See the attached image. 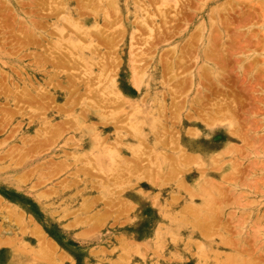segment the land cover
Instances as JSON below:
<instances>
[{"label": "rangeland", "instance_id": "1", "mask_svg": "<svg viewBox=\"0 0 264 264\" xmlns=\"http://www.w3.org/2000/svg\"><path fill=\"white\" fill-rule=\"evenodd\" d=\"M109 1L0 0V210L2 207L13 211L19 210V213L25 216L23 223L25 227L35 225L42 230L47 241V243H42L43 246H51V244L56 246L53 255L42 257L43 255L40 254L35 256L36 254L31 251L18 253L8 247V243L5 246L2 244L0 245V264H264V0H169L168 7L159 6V0L154 2L153 0L152 2L150 0ZM113 1H118V4L122 5V8L117 12L108 8L109 3ZM51 3L55 5L53 4L51 7ZM56 4L59 5L56 6ZM126 4L129 5V10H127ZM106 5L109 16L106 15ZM56 8L60 13L55 14ZM54 9H56L55 12H53ZM58 14L60 15L57 16ZM110 15L115 23H111L113 20ZM70 19L73 25L69 22ZM117 19H120L119 23L116 21ZM67 26L70 29H67ZM103 26L107 29H104ZM202 27L205 28L204 33L199 31V28L201 30ZM216 32H219L221 36ZM235 34L236 37H234ZM237 36L240 38L239 40ZM196 38L197 40H194ZM214 40L215 43H212ZM196 42L198 43L196 44ZM201 45L207 46H204L206 52L212 50L211 53H213L214 49L218 48L216 49L218 51L221 49L222 54L219 52L221 56L216 59L225 62H221L222 66L219 61L220 64H218L221 68H217L219 72L217 78L212 79L213 77H211L212 84L207 82L210 80L208 76L206 77L208 80L200 81L204 86L199 82L191 87L188 86L189 80L192 77L191 74H194L197 69ZM173 47L177 53L174 52ZM145 53L146 56L143 55ZM215 54L214 52L213 55ZM178 55L180 56L178 57ZM86 57L87 62L85 63L83 58ZM177 58L181 60L179 59V61ZM176 62H179V65ZM145 63H147L146 66ZM67 64H69L68 67ZM104 64L112 67L106 68V72V69L100 68ZM133 65L136 69L148 67L149 76L158 73L161 86L159 90L163 100L160 111L158 104L154 102V106H157L156 115L158 118L156 122L159 121L155 125L156 132H158L154 138L157 142L165 140L160 142L161 145L166 146V148L162 147L163 152L166 153L164 155L169 161H176L175 166L170 161L172 162L171 166L173 165L177 169H175L176 172L180 170V174L177 172L178 178L176 177L175 181L170 180V185L163 179L166 178L164 175L166 171H159L152 164L153 157H155L152 144L143 135L137 137L138 143H141V161L137 162L136 155L129 151L132 149L131 143H134V134L129 127V115L133 111L126 101L139 98L137 89L132 85L131 80ZM224 66L227 68L226 70ZM243 66L246 74L243 72ZM162 69L166 71L164 72ZM183 70L184 73H182ZM100 73H102L101 81L103 83L99 82ZM220 73L223 74V77H220L222 76ZM86 79L88 80L86 81ZM111 80L115 83V93L118 90L121 99L125 101L122 108L115 109L116 106H109L106 102V99H109L106 94L101 96L103 91L101 89L108 86L107 84ZM185 80L187 81L185 83H188L187 87L179 88ZM248 81H250L249 84ZM89 83L95 84L90 86ZM246 86L247 90L250 88L248 91L245 89ZM251 87L256 91H251ZM90 88L92 92L88 91ZM182 88L185 91L180 93ZM244 90L248 93L246 92V94ZM178 91L180 94H177ZM143 94V104L141 105H144L147 100L150 102V99L155 96L154 93L145 89ZM224 94H228L229 98L235 94L234 96L239 99L237 103L240 104L238 106L240 109L238 108L233 118L235 124L230 129L232 133L238 134L241 129V131H246L249 121L254 119L250 123L252 124L251 128L253 127L251 132L247 134V131L242 133L240 131L238 134V136L243 134L241 135L244 137L241 138L242 140L239 139L240 137H236L232 139L233 141H228L226 131L216 130L213 127L209 129L202 127L203 123L210 121L212 113L215 112L212 107L215 99ZM27 95L32 97H27ZM197 95L201 96L198 98ZM255 96L258 100H255ZM83 98H86L84 101L86 105L82 103ZM111 98L113 97L111 96ZM111 98L110 101L113 100ZM244 100L250 102L242 103L245 102ZM94 102L97 107H100L99 110L94 107ZM28 103L33 104V107L29 108ZM176 103H180L181 108L176 106L179 111L175 105H172ZM103 104H107L109 109ZM249 105L252 107L250 106V108ZM193 106L196 110L192 108ZM58 108L59 110H57ZM89 108L94 111L90 112ZM258 108L260 112L263 111L259 113ZM174 109H177L176 112L180 115L176 112V114L170 115L169 111L174 113ZM109 110L117 113L114 119L110 117ZM78 116L82 119V124L88 123L85 127L94 129L91 139L98 141L95 139L98 134L100 138H103L102 147L104 145L108 148L111 147L121 155L123 162L117 160V163L120 162L119 173L125 174L126 166L129 165L132 168L136 165L140 171L137 169L138 172L135 175L144 173L140 175L141 178L133 179L130 183L117 189L110 186L109 190L112 188L114 190H111L110 196H105L102 186H106L105 181L111 178L110 175H116L117 171L111 172L108 177L98 171L97 152L91 153L89 145L79 140L80 123L76 124ZM125 117L126 119H124ZM161 123L164 124L162 127ZM258 125L261 126L258 128ZM256 127L258 129H254ZM53 129L60 132V138H56L53 145L43 144L45 141L43 133ZM209 130L212 131L208 132ZM196 132L199 133L198 136ZM163 133L164 135H161ZM201 133H204L203 137L207 140L206 143H200L199 139L195 141ZM247 135L256 140V142L253 140L255 145L246 139ZM243 140L253 144L254 148L251 149L250 146L253 145L248 143L244 145L245 141L243 142ZM232 144L235 145V148L238 146L236 149L240 152L235 149L236 152L233 151L232 154L221 159L220 163L225 161L224 168H222L223 166L221 169L218 167L219 162L210 166V168L212 167L210 172H207L208 168L200 166L199 162L196 165L194 162L189 165L184 163L182 167L180 164L177 165L178 160L184 162L183 157L185 158L186 155H190L188 157L198 155L197 149L205 152L203 155H209L212 159L215 158L213 156H216L219 160L217 153ZM37 147L40 149L36 150ZM174 148L175 150H173ZM146 152L150 153L145 155ZM147 169L151 170L152 175H156V172L159 171L160 176L163 174V177L160 178L157 175L158 179L156 177L155 180L152 179L154 183H152L153 181L149 182L147 181L149 176H146V174L149 175ZM217 169L220 170L217 171ZM202 171L205 173L204 181L212 179L211 181L218 182V184L215 182V185L212 182L217 188L214 189L215 191L221 187L224 189H219L221 192H212L214 199L221 194L219 195L220 198L222 197L221 201L220 198L218 202V198L214 200L215 206L220 209L212 206L211 211L207 209L206 205L205 209L200 210V206L204 208V200L201 198L196 200L194 209L191 200L188 199L189 193L193 195L198 193L195 187L197 181L200 180ZM222 174L227 175L225 180L228 185L225 181H221ZM23 175L25 176L23 177ZM229 179L231 182L240 183V188L237 185H229ZM102 181H104L103 184ZM110 181L112 183V179ZM161 182L164 184L162 185ZM41 183L43 184L41 185ZM201 183L205 186L203 182ZM231 187L237 189L236 192L232 189L234 194L230 190ZM38 193L47 195L48 199L38 201L36 199ZM234 197L237 201L233 199ZM196 205H200L198 210H196ZM223 207L224 211L222 212L221 208ZM218 210L220 211L218 212ZM116 213L122 215L117 216ZM175 214L187 218L189 224H185V227L190 226L191 230L196 228L194 231L192 230L193 234H181L177 241L167 232L168 218ZM203 215L204 217H202ZM2 219L0 215V229H2V231L0 230V240L8 238L13 242L19 228ZM203 224L207 229H204ZM254 232L255 235H253ZM20 240L27 243L28 246L36 248V240L32 237L25 236ZM200 244L203 246H199ZM33 258L35 259L33 260Z\"/></svg>", "mask_w": 264, "mask_h": 264}, {"label": "bare ground", "instance_id": "2", "mask_svg": "<svg viewBox=\"0 0 264 264\" xmlns=\"http://www.w3.org/2000/svg\"><path fill=\"white\" fill-rule=\"evenodd\" d=\"M78 1V0H77ZM111 1V0H110ZM109 1V2H110ZM151 2H152V0H150ZM154 1H156V0H153V2ZM160 1V5L159 6H164V7H168V5H169V0H159ZM171 1V0H170ZM55 2V1H54ZM185 2V1H184ZM89 3V2H88ZM150 3V2H149ZM52 4V3H51ZM54 4V3H53ZM53 4L51 5V7L53 6ZM122 4V3H121ZM132 4V3H131ZM151 4V3H150ZM154 4H156V3H154ZM190 4V3H189ZM1 5V4H0ZM4 5V4H3ZM55 5V4H54ZM57 5H59V4H56V6ZM157 5V4H156ZM55 6V7H56ZM61 6V5H60ZM59 6V7H60ZM76 6H77V4H76ZM89 6V5H88ZM109 6V7H108ZM106 5V15H108L109 16V11H108V9H107V7L108 8H111L114 12H117L119 9H121L122 8V5H120V4H118V1L117 2H111V3H109V5ZM126 6H127V8L129 7V5H127L126 4ZM154 6V5H153ZM179 6V5H178ZM103 7H105V6H103ZM85 8V7H84ZM57 9V8H56ZM56 9H54V11L53 12H55V10ZM60 9V8H59ZM63 9V8H62ZM76 9V8H75ZM82 9H83V4H82ZM58 10V9H57ZM56 10V13L55 14H57L58 12H59V10L57 11ZM61 10V9H60ZM93 10V9H92ZM127 10H129V8L127 9ZM158 10H160L159 9V7H158ZM62 11V10H61ZM100 11V10H99ZM112 11V12H113ZM63 12H64V10H63ZM86 12V11H85ZM160 12H161V10H160ZM60 13V12H59ZM79 13H81V12H79ZM94 13V12H93ZM95 13H96V11H95ZM101 13V12H100ZM52 14V13H51ZM63 14V13H62ZM105 14V13H104ZM157 14V13H156ZM60 14H58L57 16H59ZM80 15V14H79ZM84 15V14H83ZM88 15V14H87ZM53 16H55V15H53ZM81 16V15H80ZM105 16V15H104ZM111 16V15H110ZM221 16V15H220ZM56 17V16H55ZM114 18V17H113ZM58 19V18H57ZM111 19H112V16H111ZM136 19V18H135ZM67 20V19H66ZM76 20V19H75ZM113 21L111 22V23H115V21H114V19H112ZM120 20V19H119ZM119 20L117 19L116 21H118V23H119ZM236 20V19H235ZM149 21V20H148ZM69 22L73 25V23H72V20L70 19L69 20ZM143 23H145L144 21H142ZM150 22V21H149ZM167 22V21H166ZM227 22V21H226ZM231 23V22H230ZM233 23V22H232ZM6 24V23H5ZM117 24V23H116ZM239 24H241V23H239ZM65 25V24H64ZM102 25V24H101ZM112 26H113V24H111ZM242 25V24H241ZM71 26V25H70ZM75 27H77L76 25H74ZM144 26V25H143ZM146 26V25H145ZM212 26V25H211ZM37 27H39V26H37ZM79 27V26H78ZM104 27V26H103ZM107 27H108V25H107ZM111 27V26H110ZM109 27V28H110ZM241 27V26H240ZM40 28H41V25H40ZM69 27L67 26V29H68ZM106 27H104V29H105ZM108 28V31L110 30ZM144 28V27H143ZM146 28H149L148 26H146ZM70 29V28H69ZM107 29V28H106ZM157 29V28H156ZM155 29V30H156ZM173 29V28H172ZM149 30L151 31V29L149 28ZM158 30V29H157ZM205 30V28H201V30H200V28H199V31H201V33H204L203 31ZM211 30V29H210ZM221 31V30H220ZM31 32V31H30ZM87 32V31H86ZM104 32V31H103ZM107 31L105 30V33H106ZM116 32V31H115ZM155 32V31H154ZM157 32V31H156ZM175 33V32H174ZM216 33H219V32H216ZM240 33V32H239ZM33 34V33H32ZM83 34V33H82ZM92 34V33H91ZM90 34V35H91ZM116 34H117V32H116ZM123 34V33H122ZM155 34V33H154ZM158 35V34H157ZM165 35V34H164ZM163 35V36H164ZM210 35V34H209ZM219 35L221 36V34L219 33ZM30 36H32L31 34H30ZM30 36H29V38H30ZM118 37H119V35H117ZM162 36V37H163ZM214 36V35H213ZM233 36V35H232ZM241 36V35H240ZM239 36V37H240ZM86 37V36H85ZM88 37H89V35H88ZM97 37V36H96ZM122 37V36H121ZM193 37H195V36H193ZM234 37H236V34H235V36ZM32 38V37H31ZM60 38V37H59ZM113 38V37H112ZM165 38H166V36H165ZM192 38V37H191ZM207 38V37H206ZM237 38H238V36H237ZM27 39V38H26ZM89 39V38H88ZM93 39V38H92ZM98 40H99V38H97ZM116 39H118V38H116ZM122 39H123V37H122ZM133 39V38H132ZM145 39V38H144ZM143 39V40H144ZM168 39V38H167ZM202 39H203V37H202ZM211 39V38H210ZM240 38H238V40H239ZM87 40V39H86ZM115 40V39H114ZM113 40V41H114ZM193 40V39H192ZM194 40H197V38L196 39H194ZM193 40V41H194ZM85 41V40H84ZM90 41H91V38H90ZM120 41V40H119ZM212 41V40H211ZM250 41V40H249ZM28 42H29V40H28ZM31 42H32V40H31ZM92 42V41H91ZM112 42V41H111ZM155 42V41H154ZM203 42V41H202ZM85 43V42H84ZM133 43V42H132ZM156 43V42H155ZM175 43V42H174ZM194 43H195V41H194ZM198 42H196V44H197ZM209 43V42H208ZM208 43H206V44H208ZM212 43H215V40L212 42ZM69 44V43H68ZM111 44V43H110ZM151 44V43H150ZM192 44H193V42H192ZM250 44V43H249ZM116 45V44H115ZM190 45V44H189ZM194 45V44H193ZM104 46V45H103ZM187 46V45H186ZM202 47H201V50L199 51V54H200V56H199V62L197 63V65H196V67H197V69H196V71L194 72V74H191L192 75V77H191V79L189 80V78H188V80L190 81L189 82V85H188V83L186 84L185 82H187L186 80L183 82V83H181L180 84V87L179 88H181V86L182 87H187V85L188 86H193L194 84H199V82L200 81H203L204 79H207L206 77H210V80L209 81H207L208 83L209 82H211L212 81V79H214V78H217L218 77V74L217 73H219L218 71H217V68L219 67V68H221L220 67V65H222V63L221 62H225V61H222V60H218L217 61V59L216 58H219V56H221V49H220V51H218V50H216V49H218V48H216V49H214V51H213V53H211L212 52V50L210 51V52H206V49H204L205 47L204 46H206V45H201ZM78 47V46H77ZM115 47V46H114ZM207 47V46H206ZM209 47H210V43H209ZM108 48H109V46H108ZM195 48V47H194ZM110 49V48H109ZM173 49H174V52H175V48L173 47ZM182 49H184V48H182ZM205 50V52L203 53L202 52V50ZM209 49V48H208ZM207 49V50H208ZM211 49H213V48H211ZM71 50V49H70ZM95 51H97V50H95ZM217 51V52H216ZM224 51V50H223ZM78 52V51H77ZM89 52V51H88ZM134 52V51H133ZM214 52L218 55V57H217V55L215 54V55H213L214 54ZM221 54H220V53ZM225 52H227L226 50H225ZM81 53H83L82 52V50H81ZM175 53H177V52H175ZM191 53V52H190ZM220 55H219V54ZM230 53V52H229ZM232 53V52H231ZM230 53V54H231ZM108 54V53H107ZM107 54H105V55H107ZM173 54V53H172ZM227 54V53H226ZM233 54V53H232ZM98 55V54H97ZM109 55V54H108ZM143 55H145L146 56V53L145 54H143ZM228 55V54H227ZM1 56V55H0ZM68 56V55H67ZM136 56V55H135ZM137 56H140V55H137ZM180 55H178V57H179ZM193 56V55H192ZM69 57V56H68ZM106 57V56H105ZM167 57V56H166ZM229 57V56H228ZM232 57H233V55H232ZM94 58V57H93ZM102 58V57H101ZM192 58V57H191ZM58 59V58H57ZM107 59V58H106ZM140 59V58H139ZM164 59V58H163ZM169 59H170V57H169ZM178 59V58H177ZM180 59V58H179ZM178 59V60H179ZM221 59H222V57H221ZM59 60V59H58ZM70 60V59H69ZM136 60V59H135ZM161 60V59H160ZM181 60V59H180ZM179 60V61H180ZM183 60V59H182ZM223 60H224V58H223ZM233 60H234V58H233ZM67 61V60H66ZM82 61V60H81ZM83 61L86 63L87 62V57L86 58H83ZM167 61V60H166ZM219 61H220V63H219ZM235 61V60H234ZM132 62H134V61H132ZM182 62V61H181ZM184 63H185V61H183ZM165 63V62H164ZM166 63H168V62H166ZM176 63H178V65H179V62H176ZM220 65H219V64ZM233 63V62H232ZM239 63H241V62H239ZM98 64V63H97ZM146 64L147 63H145L144 65L146 66ZM162 64H163V62H162ZM171 64V63H170ZM181 64V63H180ZM224 64V63H223ZM68 65L69 64H67V67H68ZM113 65V64H112ZM166 65V64H165ZM167 65H169V64H167ZM181 65H183V63L181 64ZM219 65V66H218ZM224 65H226V63L224 64ZM249 65V64H248ZM94 66V65H93ZM107 66V67H106ZM145 66H143V67H145ZM162 66H164V65H162ZM170 66V65H169ZM169 66H167V67H169ZM223 66V65H222ZM79 67V66H78ZM100 67V66H99ZM108 67H110L108 64L106 65V64H104V65H102L100 68L101 69H106V68H108ZM112 67V66H111ZM110 67V68H111ZM133 67V70H132V72H131V75H132V85H134L135 86V88L137 89V95H138V100H133V101H131V100H129L128 99V101H126L127 103H129V106H131L132 107V111H133V113L131 114V115H129V121H130V129L132 130V132H133V134H134V138H133V141H134V143H131V148L132 149H129V151L132 153V154H134V155H136V158L135 159H137V162L140 160V156L142 155L141 153H140V150H141V147H140V142L138 143V140H137V137L139 136V135H143L145 138H146V140H148L149 142H151V144H152V149H153V155L155 156V157H153L154 159H155V161L153 162V160H152V164L155 166V167H157L158 168V170L159 171H166V173L164 174V175H166V178H163L164 179V182H167L168 181V183H169V185L171 184V181L170 180H176L175 178L177 177V172H179V171H177L176 172V168L174 167L175 165L174 164H176V161H174L173 162V160H170V161H172L173 162V167L171 166V164L170 163H172V162H170L166 157L167 156H165L164 155V153L165 152H163V146L164 145H161V141H165V140H161L160 142L158 141H155V138H156V133L158 132H156V129H155V125L157 124V123H159V121L158 122H156V119L158 118V116L156 115V107L154 106V102L155 103H157L158 104V106H159V111H160V106H162V100H163V98L161 97V92H160V81H159V79H158V73H157V75L156 74H151L150 76L148 75V73H147V69H148V67L147 68H140L139 66V68L138 69H136V67H135V65H133L132 66ZM165 67V66H164ZM163 67V68H164ZM225 67V66H224ZM230 67V66H229ZM235 67V66H234ZM241 67V66H240ZM85 68V67H84ZM170 68V67H169ZM169 68H167V70H169ZM176 68H177V66H176ZM223 68V67H222ZM243 68H244V66H243ZM109 69V68H108ZM113 69H114V67H113ZM172 69V68H171ZM184 69V68H183ZM188 69H190V68H188ZM225 70L227 69L226 67L224 68ZM232 69V68H231ZM234 69V68H233ZM86 70V69H85ZM95 70V69H94ZM163 70V69H162ZM179 70V69H178ZM185 70V69H184ZM184 70L182 71V73H184ZM235 70V69H234ZM239 70V69H238ZM244 70H245V68L243 69V72H244ZM111 71V70H110ZM114 71V70H113ZM164 71V70H163ZM166 71V70H165ZM164 71V72H165ZM229 71V70H228ZM246 71V70H245ZM104 72V71H103ZM106 72H107V69H106ZM168 72H170V71H168ZM233 72V71H232ZM232 72H231V74H232ZM239 72V71H238ZM91 73V72H90ZM89 73V74H90ZM245 74H246V72H244ZM105 74V73H104ZM237 74V73H236ZM10 75V74H9ZM166 74L164 73V76H165ZM220 75H222V76H220V77H223V74L222 73H220ZM243 76H244V74H242ZM96 76V75H95ZM102 73H100V75H99V82L101 81V79H102ZM104 76H106V74L104 75ZM103 76V77H104ZM177 76V75H176ZM227 76V75H226ZM54 77V76H53ZM173 77V76H172ZM172 77H171V79H172ZM180 77V76H179ZM211 77H213L212 79H211ZM239 77V76H238ZM245 77V76H244ZM244 77H242V78H244ZM224 78H226V77H224ZM261 78V77H260ZM79 79V78H78ZM93 79V78H92ZM179 79H181V78H179ZM183 79V78H182ZM181 79V80H182ZM239 79V78H238ZM245 79V78H244ZM84 80V79H83ZM88 79H86V81H87ZM166 80V79H165ZM173 80V79H172ZM208 80V79H207ZM225 80V79H224ZM246 80V79H245ZM97 81V80H96ZM163 81V80H162ZM241 81V83H242V79L240 80ZM239 81V82H240ZM83 82H85V81H83ZM109 82V81H108ZM165 82V81H164ZM101 83H103L102 81H101ZM178 83H180V82H178ZM201 84H202V86H204V84L202 83V82H200ZM213 83L215 84V82L213 81ZM221 83H222V80H221ZM245 83V82H244ZM250 83V81H248V84ZM50 84V83H49ZM90 84V83H89ZM89 84H86V85H89ZM95 84V83H94ZM94 84L92 83V85L90 84V86H94ZM175 84V83H174ZM185 84H186V86H185ZM210 84H212V82L210 83ZM223 84H225V83H223ZM231 84V83H230ZM235 84V83H234ZM85 85V84H84ZM108 86H105V88L104 89H101V91H102V93H101V96L103 97V96H105L104 94H106V97L107 98H109V99H106L105 97H104V99H106V102H108V104H109V106H113V107H115L116 106V108L115 109H118L117 107H123L124 105V103H125V101H124V99L122 100L121 99V97H120V95H119V93L120 92H118V90H117V92L115 93V91H114V89H116L115 88V83H114V81H110L108 84H107ZM241 85V84H240ZM243 85V84H242ZM253 85V84H252ZM102 86V85H101ZM100 86V87H101ZM104 86V85H103ZM163 86V85H162ZM247 86H249V85H247ZM247 86L245 87V89L247 88ZM85 87V86H84ZM209 87V86H208ZM238 87V86H237ZM65 88V87H64ZM89 88V87H88ZM87 88V89H88ZM92 89H93V87H91ZM91 88H90V90H88V91H91ZM134 88V87H133ZM173 88V87H172ZM179 88H177V90H180ZM184 88H182L181 90L182 91H180V93H183L185 90H184ZM190 88V87H189ZM229 88H230V86H229ZM253 87H251V91L252 90H254V89H252ZM87 89H86V91H87ZM132 89V88H131ZM147 90V91H149V92H152V93H154V97L152 98V99H150V102L147 100V102L144 104V105H141V104H143L142 103V101H143V96H144V94H143V90ZM217 89V88H216ZM241 89V88H240ZM250 89V88H249ZM248 89V90H249ZM76 90V89H75ZM176 90V89H175ZM176 90V91H177ZM242 90H243V87H242ZM247 90V89H246ZM247 90V91H248ZM100 91V90H99ZM170 91V90H169ZM176 91H175V93H176ZM188 91V90H187ZM186 91V92H187ZM240 91V90H239ZM247 91H245L244 90V92L246 93ZM254 91H256V90H254ZM74 92V91H73ZM92 92V91H91ZM90 92V93H91ZM98 92V91H97ZM125 92H127V91H125ZM171 92V91H170ZM226 92V91H225ZM236 92V91H235ZM96 93V92H95ZM174 93V94H175ZM179 93V91H178V93L177 94H180ZM244 93V94H245ZM248 93V92H247ZM246 93V94H247ZM20 94H21V92H20ZM85 94H86V92H85ZM92 94V93H91ZM98 94V93H97ZM127 94V93H126ZM149 94V93H148ZM185 94V93H184ZM213 94H215V93H213ZM223 94V93H222ZM228 94H229V92H228ZM228 94H224V95H222V97H219L218 99H215V102L212 104V107H213V109L215 110V112L214 113H212L213 114V116H211V118H210V121L209 122H207V123H203L202 125V127H205V129L207 128V129H209V128H211V127H213V128H215L216 130H224V131H226V134L228 135L227 136V140L228 141H230V140H232V139H234V138H236V137H240L239 139H243L244 137L242 136L241 137V135H243V134H241V135H239L238 136V134H240V131L242 130H240L239 131V133L238 134H235V133H232L231 132V127H233V125L235 124V120L233 119L234 117H235V113H236V111H238V106L240 105V104H238L237 103V101L239 100V99H237L234 95L235 94H233L232 95V97L231 98H229V95ZM87 95V94H86ZM85 95V96H86ZM135 95V94H134ZM151 95V94H150ZM199 95V94H198ZM197 95V97L199 98L200 96H198ZM216 95V94H215ZM218 95V94H217ZM7 96V95H6ZM29 95H27V97H28ZM84 96V95H83ZM111 96L113 97V98H111ZM147 96V95H146ZM174 96V95H173ZM253 96V95H252ZM30 97V96H29ZM32 97V96H31ZM30 97V98H31ZM196 97V98H197ZM216 97V96H215ZM218 97V96H217ZM238 97V96H237ZM243 97V96H242ZM241 97V98H242ZM247 97H249V96H247ZM25 98H26V96H25ZM110 98L111 99H113V100H111L110 101ZM146 98V97H145ZM245 98V97H244ZM255 98H256V96H255ZM254 98V99H255ZM18 99V98H17ZM36 99V98H35ZM52 99V98H51ZM81 99V98H80ZM86 99V98H85ZM85 99L83 98L82 99V103H84V101H85ZM172 99H173V97H172ZM201 99V98H200ZM203 99V98H202ZM201 99V100H202ZM248 100H249V98H247ZM26 100V99H25ZM30 100V99H29ZM37 100V99H36ZM45 100V99H44ZM43 100V101H44ZM48 101H49V99H47ZM66 100V99H65ZM100 100H101V98H100ZM100 100H98V102L100 101ZM183 100H184V98H183ZM198 100V99H197ZM201 100H200V102H201ZM204 100V99H203ZM255 100H258V98H256ZM21 101H23V100H21ZM51 101V100H50ZM53 101V100H52ZM51 101V102H52ZM103 101V100H102ZM185 101V100H184ZM195 101V100H194ZM199 101V100H198ZM197 101V102H198ZM245 102H242V103H246V101L247 100H244ZM260 101V100H259ZM18 102H19V100H18ZM175 102V101H174ZM173 102V103H174ZM181 102V101H180ZM183 102V101H182ZM187 102V101H186ZM248 102H250V101H247V103ZM252 102V101H251ZM255 102V101H254ZM17 103V102H16ZM36 103V102H35ZM75 103V102H74ZM100 103V102H99ZM104 103V102H103ZM194 103V102H193ZM18 104V103H17ZM39 104H42V103H40L39 102ZM46 104V103H45ZM48 104V103H47ZM46 104V105H47ZM51 104V103H50ZM85 104V103H84ZM101 104H102V102H101ZM177 104V103H176ZM172 104L173 106L175 105V107L177 106H179L180 107V103L179 104ZM201 104V103H200ZM15 105V104H14ZM24 105V104H23ZM33 105V104H32ZM31 104H29L28 103V107L29 108H32L33 106H32ZM38 105V104H37ZM86 105V104H85ZM103 105H106L107 106V104H103ZM123 105V106H122ZM171 105V106H172ZM17 106V105H16ZM100 106V105H99ZM182 107H184L183 105H181ZM251 105H249V107H250ZM76 107V106H75ZM94 107L96 108V109H98L99 110V108L100 107H97L96 106V104H95V102H94ZM104 107V106H103ZM174 107V108H175ZM176 107V108H177ZM252 107V106H251ZM250 107V108H251ZM18 108V107H17ZM20 108V107H19ZM106 108H108V106L106 107ZM106 108H104V109H106ZM164 108H165V106H164ZM181 108V107H180ZM192 108H194V106L192 107ZM249 108V109H250ZM255 108V107H254ZM261 108V107H260ZM109 109V108H108ZM171 109H172V107H171ZM170 108H169V110H171ZM178 109V111H179V108H177ZM177 109H174V113H171L170 111H169V113H170V115L172 114V115H174V114H176V113H178V112H176V110ZM185 109V108H184ZM195 109V108H194ZM240 109V108H239ZM259 109V108H258ZM258 109H254L255 111L256 110H258ZM57 110H59V108L57 109ZM82 110V109H81ZM89 110H90V108H89ZM164 110H166V109H164ZM164 110H162V111H164ZM196 110V109H195ZM198 110V109H197ZM242 110H244V109H242ZM25 111V110H24ZM42 111V110H41ZM69 111V110H68ZM72 111V110H71ZM92 111H94V109H91L90 110V112H92ZM122 111V110H121ZM131 111V112H132ZM201 111V110H200ZM244 111H246V110H244ZM254 111V112H255ZM263 110H261V112H262ZM108 112V111H107ZM109 112H110V117H113V119H114V117L117 115V113H114V111L113 110H109ZM166 112V111H165ZM168 112V111H167ZM173 112V111H172ZM176 112V113H175ZM212 112V111H211ZM260 112V109H259V113H261ZM9 113V112H8ZM62 113V112H61ZM64 113V112H63ZM66 113V112H65ZM104 113V112H103ZM102 113V114H103ZM127 113V112H126ZM181 113V112H180ZM193 113V112H192ZM196 113V112H195ZM12 114V113H11ZM179 114V113H178ZM197 114V113H196ZM209 114V113H208ZM211 114V113H210ZM211 114V115H212ZM257 114V113H256ZM180 115V114H179ZM35 116V115H34ZM128 116V115H127ZM126 116V117H127ZM178 116V115H177ZM206 116V115H205ZM204 116V117H205ZM253 116V115H252ZM126 117L124 118V119H126ZM159 117H160V115H159ZM175 117V116H174ZM120 118V117H119ZM187 118V117H186ZM227 118H230V119H227ZM243 118H245V116H243ZM248 118V117H247ZM86 119V118H85ZM160 119V118H159ZM173 119V118H172ZM193 119H194V117H193ZM207 119V118H206ZM1 120V119H0ZM70 120V119H69ZM120 120V119H119ZM123 120V119H122ZM165 121L167 120L166 118L164 119ZM170 121H172L171 119H169ZM174 120V119H173ZM176 120H177V118H176ZM191 120V119H190ZM238 120V119H237ZM260 120V119H259ZM71 121V120H70ZM81 121H82V119L78 116V118H76V124L77 125H79L78 123H80V125H79V128H80V138H79V140L80 141H82V142H84V143H87L88 145H89V148L91 149V153H96L97 155H96V162H97V167H98V171H100L102 174H104L106 177H108L109 176V174L111 173V172H113V171H117L116 172V175H110V177L111 178H109L108 179V181H105L106 183H104L106 186H102V192H104V195L106 196V195H111L112 194V192H111V190L113 189H111V190H109V187L110 186H112V187H114L115 189H117V188H120V187H122L124 184H127V183H130L131 182V180H133V179H140L141 178V176L140 175H142V174H144V173H140V174H137V175H135L136 174V172H138L137 171V169H138V166H132V168H131V166H126V168H125V174L122 172H120L119 173V171H118V169H119V166H120V162H118L117 163V160L119 159V161H121V163L123 162V158L121 157V155H119L117 152H116V150L115 149H113V148H111V147H107V146H103L102 147V139L103 138H100V136L97 134V136H95V139H98V141H96V140H93V139H91V138H93L92 137V134L94 133V129L93 128H90V127H85L86 126V124H88V123H81ZM88 121V120H87ZM121 121V120H120ZM161 121V120H160ZM247 121V120H246ZM253 121H254V119H253ZM253 121H249V123H248V129L246 130L247 131V134L249 133V132H251V129L253 130V127L251 128V125L252 124H250V123H252ZM258 121V120H257ZM86 122V121H85ZM117 122V121H116ZM174 122V121H173ZM203 122V121H202ZM65 123H67L66 121H65ZM245 123V122H244ZM258 123V122H257ZM106 124V123H105ZM128 124V123H127ZM254 124V123H253ZM63 125V124H62ZM65 125V124H64ZM73 125H75V124H73ZM107 125V124H106ZM113 125V124H112ZM116 125V124H115ZM161 125V127H162V125H164V124H160ZM171 125H173L172 123H171ZM159 126V125H158ZM158 126H157V128H158ZM261 125H258L257 127L259 128ZM71 127V126H70ZM167 127V126H166ZM254 128V129H258V128ZM72 128V127H71ZM161 129V128H160ZM163 129V128H162ZM235 129H236V127H235ZM47 130V129H46ZM215 130V131H216ZM162 131H164V130H162ZM165 131H166V129H165ZM164 131V132H165ZM177 131V130H176ZM212 130H209L208 132H211ZM246 131H241V133L242 132H246ZM194 132V131H193ZM219 132V131H218ZM222 132V131H221ZM162 133V132H161ZM166 133V132H165ZM178 133H179V131H178ZM197 133V132H196ZM195 133V134H196ZM45 136V141H44V143L43 144H50V145H53V142L55 141V139L56 138H60V132L59 131H55L54 129L53 130H51V131H46L45 133H43ZM176 134V133H175ZM203 134L204 133H201L200 134V136H199V138H197V139H195V141H197L198 139V141L200 142V143H206L207 142V140L203 137ZM257 134V133H256ZM62 135V134H61ZM154 135H155V138H154ZM161 135H164V133L163 134H161ZM166 135V134H165ZM197 136L199 135V133H197L196 134ZM130 136V135H129ZM131 136H133V135H131ZM160 136V135H159ZM168 136V135H167ZM202 136V137H201ZM226 136V135H225ZM34 137V136H33ZM158 137V136H157ZM173 137V136H172ZM171 137V138H172ZM255 137V136H254ZM167 138V137H166ZM139 139V138H138ZM177 139V138H176ZM241 139V140H242ZM247 140H249V142H256V140H254V138L252 137V136H250V135H247V138H246ZM260 139V138H259ZM101 142H100V141ZM167 140V139H166ZM254 140V141H253ZM262 140V139H261ZM103 141H105V140H103ZM175 141V140H174ZM233 141V140H232ZM245 140H243V142H244ZM263 141H264V139H263ZM40 142H42V141H40ZM142 142V141H141ZM168 142V141H167ZM173 141H171V144H173L172 143ZM177 142V141H176ZM260 142H262V141H260ZM259 142V143H260ZM166 143V142H165ZM164 143V144H165ZM246 143H248V141L246 142L245 141V143H244V145H246ZM258 143V144H259ZM40 144V143H39ZM83 144V143H82ZM144 144V143H143ZM163 144V143H162ZM177 144V143H176ZM175 144V145H176ZM249 144V143H248ZM254 144V143H253ZM253 144H249V145H253ZM107 145H109V144H107ZM169 145H170V143H169ZM178 145V144H177ZM255 145V144H254ZM254 145L253 146H250L251 147V149L252 148H254ZM261 145H262V143H261ZM34 146V145H33ZM37 146H38V144H37ZM235 145L234 144H232V145H230V146H226L223 150H221L219 153H217L218 155L217 156H219V160H217V158H216V156H213V157H215V158H213V159H216L217 161H215L214 162V160L212 159V157L211 156H209V155H203V153H205V152H203L201 149H197V151H198V155L196 154L195 155V157H193V156H191V157H188V156H190V155H186V157L184 158L183 156H184V154H183V161L184 162H182L181 160H178V162H177V165L178 164H180V166L182 167V166H184V163H186V164H190V163H192L193 164V162H194V164L196 165L198 162L200 163V166H204V167H206V168H208L207 169V172H210L211 170H212V167L210 168V166H212L214 163H220V160L221 159H223L224 157H226L227 155H230V154H232L233 153V151L234 152H236V151H238L237 149H238V146H236V148L234 147ZM258 146V145H257ZM256 146V147H257ZM35 147V146H34ZM165 148H166V146H164ZM179 147H181L180 145H179ZM240 147V146H239ZM29 148H30V146H29ZM172 148V147H171ZM37 149H40V147H37L36 148V150ZM143 150H144V148H142ZM146 149V148H145ZM178 149V148H177ZM189 149V148H188ZM235 149H236V151H235ZM242 149V148H241ZM35 150V151H36ZM173 150H175V148L173 149ZM180 150H181V148H180ZM184 150V149H183ZM143 152V151H142ZM145 152V151H144ZM143 152V153H144ZM238 152H240V151H238ZM238 152H237V154H238ZM242 152V151H241ZM249 152V155H251L250 154V151H248ZM147 153H150V152H146L145 153V155L147 154ZM181 153H183V152H181ZM180 153V154H181ZM166 154V153H165ZM186 154H188V153H186ZM247 155H248V153H247ZM148 156V155H147ZM177 156V155H176ZM197 156V157H196ZM233 156V155H232ZM237 156V155H236ZM173 157V156H172ZM151 158H152V156H151ZM169 158V157H168ZM191 158V159H190ZM147 159V161H148V157L146 158ZM176 159V158H175ZM142 160H145V159H142ZM190 160V161H189ZM141 161V160H140ZM183 163H181V162ZM135 162V161H134ZM151 162V161H150ZM224 162L225 161H223V162H221L219 165H218V167L221 169V167L222 168H224ZM76 163H78L77 162V160H76ZM94 163H95V161H94ZM140 164H141V162H140ZM147 164V163H146ZM150 165V164H149ZM217 165H215V166H217ZM235 165V164H234ZM60 166V165H59ZM146 166V165H145ZM214 166V167H215ZM247 166V165H246ZM142 167V166H141ZM148 167V166H147ZM177 167V166H176ZM213 167V168H214ZM218 167H215V168H218ZM19 168V167H18ZM57 168V167H56ZM59 168H61V167H59ZM214 168V169H215ZM245 168V167H244ZM249 168V167H248ZM7 169V168H6ZM36 169V168H35ZM58 169V168H57ZM146 169V168H145ZM176 169V170H175ZM213 169V170H214ZM220 169H217V171H219ZM250 169V168H249ZM5 170V169H4ZM9 170V169H8ZM56 170V169H55ZM139 170V169H138ZM202 170H204V169H202ZM223 170V169H222ZM58 171V170H57ZM56 171V172H57ZM140 171V170H139ZM159 171H157L156 173V175H152L153 173L151 172V170H149L148 171V169H147V172H149L148 174L149 175H147L146 174V176H149L148 177V179L149 180H147V181H149V182H152L153 180L152 179H154L155 180V177L157 178V175L161 178V176L163 177V174L160 176V173H159ZM197 171V170H196ZM200 171H201V168H200ZM234 171V170H233ZM232 171V172H233ZM243 171V170H242ZM250 171V170H249ZM252 171V170H251ZM29 172V171H28ZM28 172L26 173L27 175H28ZM33 172V171H32ZM59 172V171H58ZM145 172V171H144ZM182 172V171H181ZM189 172V171H188ZM198 172H199V170H198ZM240 172V171H239ZM54 173V172H53ZM63 173V172H62ZM78 173V172H77ZM159 173V174H158ZM200 173H202L201 174V176H200V180L199 181H197V184H196V187H195V189L197 190V194H195L194 192V195L192 194V193H189V197H188V199L189 200H191L190 202H192V207L194 208V205H195V202H196V200H198V199H203L204 201H203V204H204V208H202L200 205V208H199V206H197V209L196 210H198V208L200 209V210H202V209H205V207H206V205L208 206L207 207V209L209 210L210 208L211 209H213L212 208V206L214 207L215 206V204H214V200H216L217 198V202H218V200H219V198H220V196L219 195H221V194H219V193H217V194H219V195H217V197H216V199H214V197L212 196V192H215L216 193V191L214 190L216 187L214 186L215 185V180L214 181H211V180H208L207 178V180L208 181H204L205 179H204V171H202V172H200ZM230 173V172H229ZM229 173H228V175H229ZM57 174V173H56ZM155 174V173H154ZM179 174H180V172H179ZM182 174V173H181ZM250 174V173H249ZM55 175V174H54ZM223 175V176H222ZM221 176L222 177H220L221 178V181L222 182H226V180H225V177L227 176V175H225V174H222ZM225 175V176H224ZM230 175H231V173H230ZM229 175V176H230ZM234 175H235V173H234ZM247 175H248V173H247ZM21 176V175H20ZM20 176H18L19 177V179H21L20 178ZM25 175H23V177H24ZM154 176V178H152ZM103 177V176H102ZM105 177V178H106ZM232 177V176H231ZM248 177V176H247ZM160 178H159V180H160ZM174 178V179H173ZM178 178V177H177ZM252 178V177H251ZM16 179V178H15ZM18 179V180H19ZM112 179V183H111V180ZM158 179V178H157ZM227 179H228V177H227ZM236 179V178H235ZM22 180V179H21ZM21 180H19V181H21ZM107 180V179H106ZM229 181H230V179H229ZM16 182V181H15ZM23 182H24V180H23ZM41 182H43V181H41ZM103 182L104 181H102L101 183L103 184ZM157 182V181H156ZM164 182H161V184L163 185L164 184ZM201 182H203V184L206 186H203L202 185V183ZM212 182H214V185H213V183ZM17 184H20V183H18V182H16ZM15 183V184H16ZM44 183V182H43ZM43 183H41V185L43 184ZM152 183H154V181L152 182ZM217 184H218V182H216ZM110 184V185H109ZM177 185H180V184H178V183H176ZM226 184L228 185V182H226ZM233 185V186H238L239 188H240V183H238L237 181H230V183H229V185ZM250 184V183H249ZM39 185H40V183H39ZM153 185V184H152ZM219 185H220V182H219ZM182 186V185H181ZM217 186V185H216ZM223 186V185H222ZM228 187V186H227ZM222 188V190H224L223 189V187H221ZM221 188H219V189H221ZM180 189V188H179ZM217 189V188H216ZM218 189V191H220ZM234 190L235 192H236V190L237 189H235V188H233V187H231V189L230 190ZM114 190V189H113ZM233 190H232V193L234 194V192H233ZM260 190V189H259ZM191 191V190H190ZM193 191V190H192ZM191 191V192H192ZM217 191V192H218ZM46 192H47V190H46ZM92 192V191H91ZM221 192V191H220ZM114 193V192H113ZM120 193V192H119ZM224 193V192H223ZM241 193V192H240ZM263 193V192H262ZM188 194V193H187ZM190 194H192L191 196H190ZM123 195V194H122ZM241 195H243L242 193H241ZM47 195H45V194H43V193H38L37 195H36V199L38 200V201H41L42 199H45V200H47L48 199V197H46ZM73 196V195H72ZM118 196V195H117ZM116 196V197H117ZM197 198H195V197ZM226 196V195H225ZM228 196V195H227ZM226 196V197H227ZM240 196V195H239ZM244 196H246V195H244ZM114 197V196H113ZM199 197V198H198ZM119 198H121L120 196H119ZM167 198V197H166ZM222 198V197H221ZM221 198H220V201H221ZM229 198V197H228ZM228 198H227V200H228ZM231 198H232V195H231ZM100 199V198H99ZM98 199V200H99ZM235 201H237L236 200V198L234 197L233 198ZM36 200V201H37ZM97 200V199H96ZM101 200V199H100ZM177 200H178V198H177ZM233 200V201H234ZM37 201V202H38ZM222 201H223V199H222ZM122 202V201H121ZM201 202V201H200ZM227 202V201H226ZM251 202V201H250ZM118 203H119V201H118ZM238 203V202H237ZM38 204H40L39 202H38ZM227 204H228V202H227ZM252 204V203H251ZM250 204V205H251ZM34 205V204H33ZM112 205V204H111ZM120 205V204H119ZM191 205V204H190ZM222 205V204H221ZM224 205V204H223ZM247 205V204H246ZM249 205V204H248ZM253 205V204H252ZM123 206V205H122ZM121 206V208H123ZM8 207H9V205H8ZM173 207V206H172ZM171 207V208H172ZM216 207V209L217 208H219V207H217V206H215ZM220 207H222V206H220ZM225 207V206H224ZM224 207L223 208H221V210H222V212L224 211ZM187 208V207H186ZM189 208V211H190V206L188 207ZM226 208V207H225ZM169 209V208H168ZM195 209V208H194ZM210 209V210H211ZM220 209V208H219ZM12 210V209H11ZM8 210L6 207L5 208H3L2 207V209L0 210V215H1V218H3L6 222H8V223H10V224H12L13 226H16V227H18L19 228V231L18 232H16V236H14V238L13 239H15L13 242L9 239L8 240V238H4L2 241H1V244L0 245H6V243H8L7 245H8V247H11L14 251H16V252H18V253H21V252H23V253H28V252H30L31 251V253H34V254H36L35 256H38V254H40V255H43L42 257H47V256H49L50 257V255L53 253L54 254V251L53 250H56L55 248H56V246H55V244H51V246H49V245H46V246H43V242H46L47 243V241L45 240V236L43 235V233H42V230L39 228V227H37V226H35V225H33L32 227H25L24 225H23V223H24V219H25V216H24V214L22 215V214H20L19 213V210ZM172 210V209H171ZM186 211H188L187 209H185ZM117 211V210H116ZM122 211V210H121ZM181 211V210H180ZM180 211H179V213H180ZM192 211V210H191ZM206 211V210H205ZM212 211V210H211ZM220 210H218V212H219ZM108 212V211H107ZM119 212V211H118ZM126 212V211H125ZM131 212V211H130ZM200 212V211H199ZM215 213L217 212V211H214ZM217 212V213H218ZM120 213V212H119ZM178 213V212H177ZM193 213V212H192ZM201 213V212H200ZM199 213V214H200ZM208 213V212H207ZM209 213H211V212H209ZM215 213H213V214H215ZM216 213V214H217ZM183 214V213H182ZM181 214V215H182ZM196 214V213H195ZM194 214V215H195ZM204 214H206V213H204ZM219 214V213H218ZM231 214V213H230ZM115 215H117V216H120V215H122V214H120V215H118L117 213L115 214ZM179 214H175V215H172V216H170L169 218H168V222H167V232L168 233H170V235L171 236H173V238H174V240H178V238L181 236V234H184V235H186V233L189 235V234H193V232H192V230L194 231L196 228H192V230L188 227V226H184L185 224H189L188 223V220H187V218L186 217H183V216H178ZM208 215V214H207ZM232 215H233V213H232ZM66 216V215H65ZM196 216V215H195ZM200 216V215H199ZM202 217H204V215L202 216ZM65 218V217H64ZM121 218V217H120ZM123 218V217H122ZM193 218H194V216H193ZM2 219V220H3ZM62 219V218H61ZM195 219V218H194ZM213 219V218H212ZM209 220V219H208ZM4 221V222H5ZM212 221V220H211ZM204 222V221H203ZM210 222V221H209ZM208 222V223H209ZM213 222V221H212ZM212 222H210L211 224H212ZM15 223V224H14ZM100 223V222H99ZM201 223V222H200ZM209 223V224H210ZM1 224V223H0ZM115 224V223H114ZM192 224V223H191ZM210 224V225H211ZM216 224V223H215ZM230 224V223H229ZM4 225V224H3ZM25 228H24V227ZM26 226H27V224H26ZM192 226V225H191ZM200 226V225H199ZM203 226H205V224H203ZM257 226V225H256ZM4 227V226H3ZM194 227H196V226H194ZM1 228V227H0ZM198 228H200V227H198ZM6 229H8V228H6ZM204 229H207V227L205 226V228ZM252 229V228H251ZM1 231H2V229H0ZM198 230V229H197ZM200 230H202V228H200ZM238 230H239V228H238ZM258 230V229H257ZM5 231V230H4ZM95 232V231H94ZM198 232H200L199 230H198ZM203 232H204V230H203ZM202 232V233H203ZM214 232V231H213ZM256 232V231H255ZM255 232H254V234L253 235H255ZM9 233V232H8ZM206 233V232H205ZM209 233V232H208ZM237 233V232H236ZM241 233V232H240ZM256 233H258V231L256 232ZM207 234V233H206ZM205 234V235H206ZM232 234V233H231ZM202 235V234H201ZM200 235V236H201ZM204 235V237L206 238V236ZM212 235V234H211ZM25 236H30V237H32L34 240H36V243L37 244H35V246H36V248H33L32 246H28L27 245V243H24V241H22V240H20V238L21 237H25ZM203 236V235H202ZM208 236V235H207ZM210 237V236H209ZM254 237V236H253ZM171 238V237H170ZM5 239H7L6 241H5ZM208 239V238H207ZM224 239V238H223ZM47 240H49L48 238H47ZM157 241V240H156ZM254 241V240H253ZM251 243V242H250ZM199 244V243H198ZM199 246H203V245H199ZM245 249V248H244ZM159 250V249H158ZM137 252V251H136ZM135 252V253H136ZM13 253H15V252H13ZM52 254V255H53ZM201 254V253H200ZM226 254V253H225ZM32 256L34 257V255L32 254ZM31 256V257H32ZM56 256H57V254H56ZM215 256H216V253H215ZM231 256V255H230ZM41 257V258H42ZM242 258V257H241ZM35 258H33V260H34ZM240 259V258H239ZM215 259L213 258V261H214ZM232 260V259H231ZM241 260V259H240ZM51 261V260H50ZM49 261V262H50ZM218 261V260H217ZM40 262V261H39ZM222 262V261H221ZM241 262V261H240ZM45 263H47V262H45ZM215 263H216V261H215ZM57 264V263H56ZM221 264V263H220ZM223 264V263H222ZM256 264V263H255Z\"/></svg>", "mask_w": 264, "mask_h": 264}]
</instances>
